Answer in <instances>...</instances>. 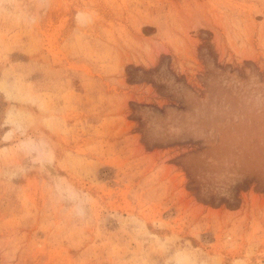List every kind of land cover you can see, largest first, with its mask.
Returning a JSON list of instances; mask_svg holds the SVG:
<instances>
[{
    "label": "rangeland",
    "instance_id": "374dc122",
    "mask_svg": "<svg viewBox=\"0 0 264 264\" xmlns=\"http://www.w3.org/2000/svg\"><path fill=\"white\" fill-rule=\"evenodd\" d=\"M0 264H264V0H0Z\"/></svg>",
    "mask_w": 264,
    "mask_h": 264
},
{
    "label": "bare ground",
    "instance_id": "6f19581e",
    "mask_svg": "<svg viewBox=\"0 0 264 264\" xmlns=\"http://www.w3.org/2000/svg\"><path fill=\"white\" fill-rule=\"evenodd\" d=\"M0 119H1V115H0Z\"/></svg>",
    "mask_w": 264,
    "mask_h": 264
}]
</instances>
